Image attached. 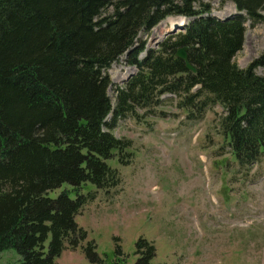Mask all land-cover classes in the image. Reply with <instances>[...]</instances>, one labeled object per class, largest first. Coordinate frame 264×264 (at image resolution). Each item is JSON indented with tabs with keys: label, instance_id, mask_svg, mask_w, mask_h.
<instances>
[{
	"label": "trees",
	"instance_id": "16d2710c",
	"mask_svg": "<svg viewBox=\"0 0 264 264\" xmlns=\"http://www.w3.org/2000/svg\"><path fill=\"white\" fill-rule=\"evenodd\" d=\"M196 1L0 0V250L15 247L18 264H54L66 242L80 243L85 231L74 217L95 196L81 193L82 184L116 185L119 172L106 159L130 145L111 128L136 106L159 103L163 91L179 93L188 117L219 104L223 133L241 163L264 155V72L255 71L264 67V50L245 67L235 61L244 41L240 13L225 21L196 16L141 59L137 48L131 61L138 71L116 86L113 101L107 92V68L135 46L139 30L168 14L199 15ZM231 1L253 19L264 9V0ZM180 45L195 70L175 55ZM63 182L69 187L48 194ZM83 249L90 262L127 264L119 245L109 261L93 241ZM135 251V264H152V243L139 237Z\"/></svg>",
	"mask_w": 264,
	"mask_h": 264
},
{
	"label": "rangeland",
	"instance_id": "374dc122",
	"mask_svg": "<svg viewBox=\"0 0 264 264\" xmlns=\"http://www.w3.org/2000/svg\"><path fill=\"white\" fill-rule=\"evenodd\" d=\"M195 5L199 15L168 14L150 29L139 30L135 46L107 68L112 101L116 86H124L138 71L131 61L136 49L141 47L136 55L141 59L170 33L168 17H184L180 22L186 25L196 16L225 21L238 12L231 0H197ZM111 10L109 6L105 12ZM241 12L244 41L234 59L245 67L264 50V9L254 19ZM179 30L183 29L174 32ZM181 46L185 45L176 49ZM255 71L263 73L264 67ZM178 94L163 91L156 105L136 106L134 113L117 118L111 130L130 145L127 153L116 151L106 161L117 168L120 180L108 188L89 180L82 184L81 193L95 192L74 217L85 237L75 248L66 242L54 264H98L86 257L87 241H93L108 261L119 245L126 263L135 264L139 237L154 245L152 264H264V155L241 163L220 124L223 108L209 104L202 117H188L190 107L179 104ZM110 118L111 113L106 120ZM65 187L67 182L48 194L57 196ZM70 195L75 197L76 192ZM19 259L13 246L0 250V264H18Z\"/></svg>",
	"mask_w": 264,
	"mask_h": 264
},
{
	"label": "water",
	"instance_id": "95a60500",
	"mask_svg": "<svg viewBox=\"0 0 264 264\" xmlns=\"http://www.w3.org/2000/svg\"><path fill=\"white\" fill-rule=\"evenodd\" d=\"M183 25H185V23H178V24L175 23V24L172 26V28L169 30V32H170V33H173L177 28H182V29H183V28H184ZM186 49H187V46H186V45L177 48V49H176V52H175V55H176L177 57L183 59V61L185 62V65H186V67H187L188 69L195 70L194 65L189 61V58H188V54H187ZM132 73H134V72H132ZM132 73H131V74H132ZM131 74H130V75H131ZM130 75H129V76H130Z\"/></svg>",
	"mask_w": 264,
	"mask_h": 264
},
{
	"label": "bare ground",
	"instance_id": "6f19581e",
	"mask_svg": "<svg viewBox=\"0 0 264 264\" xmlns=\"http://www.w3.org/2000/svg\"><path fill=\"white\" fill-rule=\"evenodd\" d=\"M234 15V14H233ZM230 16H232V15H228L227 17H230ZM173 18V19H172ZM184 19V17H181V16H176V17H168V19H166L167 20V22L169 23V25L172 27L174 24H175V22H178V23H184V21L183 22H180V19ZM177 23V24H178Z\"/></svg>",
	"mask_w": 264,
	"mask_h": 264
},
{
	"label": "clouds",
	"instance_id": "9594fccd",
	"mask_svg": "<svg viewBox=\"0 0 264 264\" xmlns=\"http://www.w3.org/2000/svg\"><path fill=\"white\" fill-rule=\"evenodd\" d=\"M237 10H238V9H237ZM241 11H242V10H238V12H235V13H242ZM243 11H244V10H243ZM244 12H245V11H244ZM245 13H246V12H245Z\"/></svg>",
	"mask_w": 264,
	"mask_h": 264
}]
</instances>
